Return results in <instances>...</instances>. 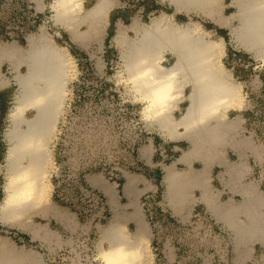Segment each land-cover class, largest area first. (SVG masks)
Returning <instances> with one entry per match:
<instances>
[{
    "label": "bare ground",
    "instance_id": "6f19581e",
    "mask_svg": "<svg viewBox=\"0 0 264 264\" xmlns=\"http://www.w3.org/2000/svg\"><path fill=\"white\" fill-rule=\"evenodd\" d=\"M34 1L38 9L44 6L41 0ZM116 2L95 0L85 8L83 0H53L52 20L73 40L87 44L104 33L102 23ZM167 2L175 11L195 12L228 25L236 46L251 52L264 67V0H232L236 10L228 14L224 0ZM82 24L86 28L78 30ZM117 27L113 38L121 50L123 78L135 97L146 103L143 115L148 123L171 140L189 142L184 157L204 158L218 150L225 142L227 128L233 125L225 120L226 115L239 104L241 94L239 82L222 61L223 39L205 29L199 20L190 18L181 23L165 12L151 16L148 22L134 18L130 24ZM167 55L172 57L168 64ZM4 62L10 65L11 77L2 72ZM70 72L68 51L54 41L43 24L28 34L25 45L0 43V85H16L15 101L8 111L10 124L4 134L8 145L0 221L6 224L38 230L42 225L30 223L32 214L54 213L43 204L51 191L50 143L67 98ZM165 169L164 196L168 198H180L200 180L199 170H191L196 171L191 176V171H176L171 164ZM107 194L115 213L100 226L96 241L99 256L105 264H146L149 248L144 230L133 237L119 216L115 191ZM246 207L249 221L237 224L238 232L262 228L250 205ZM224 215L232 221L234 210L227 208ZM14 257L0 252V264H14Z\"/></svg>",
    "mask_w": 264,
    "mask_h": 264
},
{
    "label": "rangeland",
    "instance_id": "374dc122",
    "mask_svg": "<svg viewBox=\"0 0 264 264\" xmlns=\"http://www.w3.org/2000/svg\"><path fill=\"white\" fill-rule=\"evenodd\" d=\"M116 1L107 14L105 24L102 23L104 33L97 40L83 44L81 41L73 40L67 31L53 23L51 10H44L41 15L35 16L31 0H25L26 5H29L26 9L29 11L20 9L23 8V0H0V43L14 41L16 44L25 45L28 34L38 31L40 24H43L54 41L68 51L71 76L67 83L68 94L64 108L50 143L53 163L48 178L51 191L43 204V208L51 207L54 213L48 211L45 214H32L30 217L36 222L49 223L51 228L61 231L64 242L69 240L59 247L68 254V260L62 264H103L96 241L99 238L100 226H105L115 212L103 191L91 184L89 180L91 177L98 176L113 184L119 211L122 212V207L127 201L121 198L122 193L118 191L123 173L131 171L146 176L155 173V168L149 170L137 163L135 156L137 147L153 143L156 152L164 148L163 155L155 154V162L169 163L173 158L172 150L166 146L171 145L173 140L165 137L157 127L148 123L143 115L146 103L140 97H135V91L126 84L123 78L121 50L113 38L118 25H128L134 18L148 22L151 16L158 15L159 12L168 13V6L166 2L158 0L161 8L153 11L157 0ZM94 2L95 0H85L84 7L87 8ZM229 2L226 0V10H235V7L229 6ZM112 12L119 17L113 26H110ZM175 18L181 23L190 18L203 23L205 16L193 13L189 18L184 17V20L177 19L176 16ZM207 25L209 28L212 26L210 22ZM85 28L86 25L82 24L77 29ZM109 29L113 35L107 42ZM128 33L130 37L133 36L131 31ZM232 46L233 48H230L228 45V49L226 47L222 61L232 73L233 79L239 82L241 94L239 104L228 112L225 120L232 123L241 122L234 131H231L232 127L227 128L225 140L229 143L234 140L239 142L248 136L252 147L264 149V68L257 60L251 64L249 56H245L249 55V52L244 50L240 51H244L245 57L238 59V48H235L233 41ZM171 61L172 57L167 55L165 63ZM251 66L254 68L251 69ZM2 72L12 76L8 62L3 63ZM0 90L9 91L10 95L7 109L0 120L1 203L5 195L4 157L8 145L4 133L8 126V111L12 106L11 100L16 92V85L13 82L5 86L0 85ZM184 144L185 148L190 146L189 142ZM261 169L264 172V162ZM162 190L163 188L159 186L142 196L138 203L143 213H147L148 203L154 206L157 195L160 197ZM57 197L64 203L57 201ZM59 211L74 215L73 223L76 226H68L67 221L60 223L54 218ZM132 211L131 209L130 212ZM126 228L129 231L134 227L131 224ZM16 229L19 228L0 221V234H13ZM201 230L203 231L202 228ZM204 239L213 241L207 235ZM202 245L207 247L205 242ZM184 248L186 255L193 245L186 242ZM149 252L151 253L150 250ZM53 255V253L48 255L49 262L60 264L52 261Z\"/></svg>",
    "mask_w": 264,
    "mask_h": 264
},
{
    "label": "crops",
    "instance_id": "0c3cea01",
    "mask_svg": "<svg viewBox=\"0 0 264 264\" xmlns=\"http://www.w3.org/2000/svg\"><path fill=\"white\" fill-rule=\"evenodd\" d=\"M41 1L44 6L38 9L35 1L31 0L36 16L38 14L41 15L44 10L52 11L53 9V0ZM162 1L166 2L168 13H172L174 18L176 16L177 19L184 20V17L189 18L191 14L195 13L175 11L167 0ZM229 1V6L235 7L236 10L232 0ZM84 2L85 0H83V5L85 6ZM156 2L153 11H158L161 8L160 1L157 0ZM224 3L226 5V0ZM26 4L25 0H23L22 5L26 6ZM224 8L226 9L227 6ZM232 11L234 9L231 11L225 10V14ZM208 22L212 24L211 28L207 25ZM202 25L205 29L214 31L217 36L223 39L225 54L228 45L233 48V39L228 25L217 24L207 16L203 19ZM221 32L225 34H221ZM233 43L235 48H238V59L249 56V62L260 61L251 52H249V55L244 56L245 50L237 47L234 41ZM251 64L253 63L251 62ZM259 64L262 66L261 63ZM253 68L251 66V69ZM245 115L244 118L247 117ZM239 122L241 121L233 122L231 131L236 129ZM172 142L171 145L166 144L167 148L173 152V158L169 163L155 162V154L163 155L164 153L161 150L156 152L153 143H145L140 148L137 147L135 155L137 163L146 166L149 170L155 168V173L154 175L146 176L136 172L125 171L120 180L121 187L118 189L122 193L123 197L121 196V198L127 200L125 206L122 207V212L119 211L120 214L122 213L119 216L123 225L126 227L127 225H133V230H129L133 237H136L139 230L142 229L148 238L147 244L148 248H150L147 249L148 258L146 264H193L195 261L197 264L264 262V172L261 169L264 162V149L252 147L247 136L239 142L234 140L229 143L225 140L222 146L221 144L218 146V150L209 152L207 157L203 158L197 155L184 157L183 150L187 149L184 143L187 141L179 139ZM204 161L206 162L205 164ZM167 164H171L172 169L176 171L189 173L191 170H199V182H193L180 198L165 197L164 175L166 173L165 165ZM195 173L196 171H191L190 175L192 176ZM89 180L91 184L103 191L109 200L107 202L112 205L110 202L111 198L107 193L113 192V184L109 181H104L98 176H93ZM159 186L163 188V192L160 197L157 195L153 207L158 214L161 213L164 216V221L159 220L161 229L156 231L152 223L149 222L147 213H143L140 209L138 202L146 192L154 191ZM114 198H116V195H114ZM247 204L250 205L257 216L256 218L263 226L252 232L245 230L238 232L236 225L249 221ZM118 208L120 209L119 205ZM227 208L234 210L232 221L228 220L224 215V211ZM131 209L133 210L132 212H130ZM197 211L205 212L211 219L214 228L221 233L219 240L213 239L212 241L211 239H204L205 237L201 239L192 237L194 235L188 236L185 234L183 231L184 227L192 220L193 214ZM63 212H57L54 218L58 219L60 223L67 221L68 226H76L73 223L74 215ZM30 223L36 227L37 223L35 220L30 219ZM40 224L42 227L38 230L18 227L19 229L13 231V234H0V252L14 255V264H51L48 255L54 253L57 248L68 243L69 240L67 239L65 243L61 231L54 230L49 223ZM186 242H190L193 245L189 253L193 256L197 255L196 260L185 256L184 244ZM203 242L207 243L206 248L203 247ZM103 264L105 263L103 262Z\"/></svg>",
    "mask_w": 264,
    "mask_h": 264
},
{
    "label": "built area",
    "instance_id": "2783aa9c",
    "mask_svg": "<svg viewBox=\"0 0 264 264\" xmlns=\"http://www.w3.org/2000/svg\"><path fill=\"white\" fill-rule=\"evenodd\" d=\"M26 6L29 8V5H26ZM26 6H23V8H20V9L29 11L28 9H26ZM33 14L36 16L35 13ZM161 151L162 153H164L165 149L163 148ZM146 212L148 215L147 217H148L149 222L152 223L156 231H159L161 229L160 228L161 223L159 220L161 219L164 221V216L161 213L158 214L156 212V209L151 205V203L147 204ZM200 228H202L203 231L202 230L200 231ZM183 231L188 236L194 235L197 238H201V239L203 237H206V235L216 240H219L221 237V233L219 232L218 229L216 230L214 228V224L211 221V219L205 214V212H202V211H197L193 214L192 220L184 227ZM189 251L185 256H187L188 258H191L192 260H196L197 255L193 256L192 254H189ZM53 254H54L52 258L53 262L62 264L68 260L67 251L62 250L61 248H59L58 251H55ZM193 264H197L196 261ZM248 264H264V262H258V261L251 262L250 261Z\"/></svg>",
    "mask_w": 264,
    "mask_h": 264
},
{
    "label": "trees",
    "instance_id": "16d2710c",
    "mask_svg": "<svg viewBox=\"0 0 264 264\" xmlns=\"http://www.w3.org/2000/svg\"><path fill=\"white\" fill-rule=\"evenodd\" d=\"M119 16L115 14V12L111 13V17H110V26H113V24L115 23V20L118 18ZM113 35L112 30L109 29L108 30V36L106 38V41L108 42L109 38ZM86 53L83 51V55H85ZM253 63V61H250V63ZM76 96L73 99V102L75 101ZM10 100V95H9V91L7 90H0V120L3 117L4 112L7 109L8 106V102ZM1 122V121H0ZM159 178H160V174L158 172ZM57 201H59L60 203H64V201H61L59 199V197L56 198Z\"/></svg>",
    "mask_w": 264,
    "mask_h": 264
},
{
    "label": "water",
    "instance_id": "95a60500",
    "mask_svg": "<svg viewBox=\"0 0 264 264\" xmlns=\"http://www.w3.org/2000/svg\"><path fill=\"white\" fill-rule=\"evenodd\" d=\"M15 101V97H14V95L12 96V100H11V102H12V104H13V102ZM26 115L27 116H29L27 113H26ZM9 121H10V119H9ZM9 124H10V122H9ZM7 129V128H6ZM6 133V132H5ZM4 133V134H5ZM5 137H6V135H4ZM8 141V140H7ZM4 162L6 163V161H5V158H4Z\"/></svg>",
    "mask_w": 264,
    "mask_h": 264
},
{
    "label": "flooded vegetation",
    "instance_id": "af4514ba",
    "mask_svg": "<svg viewBox=\"0 0 264 264\" xmlns=\"http://www.w3.org/2000/svg\"><path fill=\"white\" fill-rule=\"evenodd\" d=\"M205 26H207V25H205ZM221 34H225L224 32H221Z\"/></svg>",
    "mask_w": 264,
    "mask_h": 264
}]
</instances>
